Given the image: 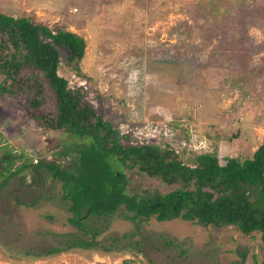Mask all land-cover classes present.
Returning a JSON list of instances; mask_svg holds the SVG:
<instances>
[{
	"label": "rangeland",
	"instance_id": "rangeland-1",
	"mask_svg": "<svg viewBox=\"0 0 264 264\" xmlns=\"http://www.w3.org/2000/svg\"><path fill=\"white\" fill-rule=\"evenodd\" d=\"M258 2L0 0V10L65 25L84 37L80 65L85 76L74 71V62L66 63L64 51L60 73L70 84L82 86L85 99L122 135H129V142H168L185 161L192 153L216 150L224 162L227 156L252 154L264 143V4ZM29 96L0 93V133L6 144L35 161L70 160L55 152L86 140L40 127L27 114ZM54 106L50 95L41 110ZM133 182L135 192L143 186L156 189L160 181L135 175ZM60 189L51 178L42 183L18 175L0 190V264H233L240 260L233 251L237 246L249 248L246 264H262L258 236L210 230L182 219L153 218L137 234L133 222L115 218L99 239L109 244L108 237L122 236L119 247L127 246L121 251L25 255L54 243V232L75 231L65 222ZM127 232L133 235L125 238Z\"/></svg>",
	"mask_w": 264,
	"mask_h": 264
},
{
	"label": "trees",
	"instance_id": "trees-1",
	"mask_svg": "<svg viewBox=\"0 0 264 264\" xmlns=\"http://www.w3.org/2000/svg\"><path fill=\"white\" fill-rule=\"evenodd\" d=\"M258 3L264 4V0ZM85 47L84 37L65 25L50 26L32 16L0 10L1 95L18 99L29 94L27 114L40 127L86 140L75 146L62 145L55 152L70 160L35 161L29 154L10 148L0 133V144H4L0 148V190L18 175L23 179L30 175L32 181L42 183L51 178L61 186L60 205L68 213L65 222L75 228L54 232V243L44 250L31 248L25 255L47 257L74 249L121 251L127 246L119 247L122 236L108 237L109 244L99 239L117 217L133 222L137 234L141 224L153 218L159 222L182 219L210 230L229 228L254 239L258 236L262 244L256 246L264 252V143L252 154L227 156L221 162L216 150L192 153L194 156L185 161L168 142H129V135H122L85 99L82 86L70 84L60 73L64 51L66 63L74 62V71L85 76L80 65ZM50 95L55 106L42 111ZM135 175L161 183L156 189L143 186L133 192ZM39 197L55 199V195ZM132 235L127 232L124 237ZM233 251L240 256L233 264L247 263L249 248L237 246ZM257 256L252 252L255 260Z\"/></svg>",
	"mask_w": 264,
	"mask_h": 264
}]
</instances>
